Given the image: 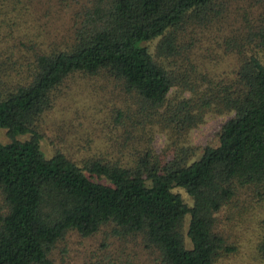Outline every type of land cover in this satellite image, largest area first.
<instances>
[{
  "label": "trees",
  "instance_id": "trees-1",
  "mask_svg": "<svg viewBox=\"0 0 264 264\" xmlns=\"http://www.w3.org/2000/svg\"><path fill=\"white\" fill-rule=\"evenodd\" d=\"M20 1L0 5L14 9ZM239 1L86 0L67 37L35 52L25 79L7 88L0 69V130L7 137L0 142V264H54L52 248L68 232L87 237L103 227L138 237L162 264H215L235 251L215 214L240 196L264 201V0H246L249 13L238 21L229 6ZM225 25L223 52L233 67L211 77L199 70L194 47L198 36ZM153 39L151 51L146 43ZM75 73L111 80L138 104L139 145L128 161L101 156L79 165L40 149L36 122ZM126 106L116 108L117 117L128 115ZM207 112L232 115L216 144L193 158L197 148L183 146L185 135ZM152 123L168 138L159 153L150 145ZM257 247L264 257V236Z\"/></svg>",
  "mask_w": 264,
  "mask_h": 264
},
{
  "label": "rangeland",
  "instance_id": "rangeland-1",
  "mask_svg": "<svg viewBox=\"0 0 264 264\" xmlns=\"http://www.w3.org/2000/svg\"><path fill=\"white\" fill-rule=\"evenodd\" d=\"M85 1L21 0L14 9L0 5V69H4L1 80L7 88L15 80L25 79L30 74L38 49L48 48L49 43L67 37L72 18H75L74 11ZM245 6L246 0L231 3L230 16L240 21L249 13ZM229 29L225 25L218 33L206 32L198 36L193 56L202 67L199 70L211 77L224 76L233 67L232 57L223 52V39L230 36ZM156 40L146 43L151 51ZM176 89L174 86L172 93ZM52 97V105L36 122L41 135L39 147L46 157L60 151L79 165L101 156L120 162L130 159L133 147L139 145V135L134 131L141 128L142 119L137 117L141 113L138 104L128 99L111 80L75 73L54 90ZM125 105L129 109L128 115L117 117L116 108ZM231 115L232 112H207L201 122L187 131L183 146L197 148L193 158L204 146L216 144V133ZM148 126L151 127L150 145L155 153H159L168 142L166 132L159 131L156 123ZM6 141L4 131L0 130V142ZM172 155L170 153L166 159ZM173 190L191 204V198L183 189ZM245 198L237 197L230 202L231 208L224 206L215 214L219 229L227 242L235 247V251L218 257L215 264H264V257L257 249L264 236V201H256L254 196L245 195ZM243 199H251L252 207ZM187 219L186 215L181 227L185 246L188 244L184 234ZM50 257L54 264H162L151 250L142 247L138 237L124 238L105 227L87 237L68 232L54 245Z\"/></svg>",
  "mask_w": 264,
  "mask_h": 264
}]
</instances>
